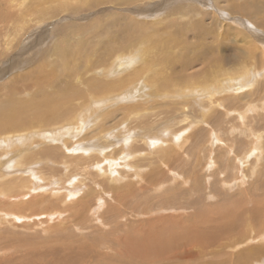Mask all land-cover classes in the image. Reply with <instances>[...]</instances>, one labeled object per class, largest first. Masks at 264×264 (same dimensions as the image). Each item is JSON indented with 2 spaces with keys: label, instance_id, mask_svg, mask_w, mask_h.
<instances>
[{
  "label": "rangeland",
  "instance_id": "374dc122",
  "mask_svg": "<svg viewBox=\"0 0 264 264\" xmlns=\"http://www.w3.org/2000/svg\"><path fill=\"white\" fill-rule=\"evenodd\" d=\"M193 11L200 14L196 15ZM186 12L189 16H194L191 19L185 18ZM154 19H161L165 21L164 24L172 23L173 27L170 29L179 36L185 33L183 40H186V43L194 45L200 43L199 51H202L201 46L205 45L204 59H199L202 54L198 52L199 56L193 59L199 60L195 64L193 62L191 69H184L185 65L181 64L182 61L180 62L181 54L168 55V57L176 58L173 65L178 71L183 70L182 73L186 77L195 74L199 75L200 80L208 79L197 86L202 88L201 91L207 96L206 99L191 97L169 99L165 96L158 99L153 95H147L152 89L148 86L142 92L146 94L145 97H139L135 92L124 97L119 95L116 96L119 99L113 97L112 100L103 102L104 106L100 103L92 105L90 101L87 108L92 112H89L90 115H85L82 119L85 123L83 128L78 135L70 138L72 140H69L67 144L66 138L62 140L54 138L48 141L37 138L29 144V147L27 144L22 147H13L4 153L0 150V211L12 213V216L7 219L2 217L0 220V264L22 263L29 249L39 251L41 242L49 237L47 235L53 233L51 227L59 229L61 235L68 233L67 237L61 236V242L65 244L69 242L68 238L74 236L83 240L85 244L94 246L92 249L89 245L92 256L90 254L84 258L60 256L65 260L61 264H160L161 256L154 260L155 263L152 258L132 261L131 257L119 256L117 251L122 252L121 246L125 245L122 237L128 236L127 240H129L130 234L139 236L144 230H152L157 223L166 225L169 219L186 223V221L200 218L203 213L206 214L205 222L201 221L196 225L195 231L208 233V231L217 232L218 229L221 234L223 229L228 228L231 232L226 229L228 234L218 236L209 243L210 245L202 238L198 240L193 238L194 242L191 244L193 247L186 248L192 251L190 255L183 256V259L178 256L176 259L164 261L163 264H264V254L250 250L251 246L254 249L260 246L264 248V135H262L264 133V56H262L264 55L262 49L264 46V0H53L41 4H37V0H0V101L3 102L13 90L20 99L32 100L36 96L41 97L43 92H58L69 84L81 90L84 89L83 94L96 96L98 102L100 101L98 95L104 98L109 92L120 94V88L110 87L104 91L96 87V90L92 84L95 85L99 80L106 79V82L116 80L115 74L121 70L120 67L118 68L120 64L118 60L122 59L126 63L130 57H138L137 54L132 56L126 50L134 37L125 35V28L131 27V24L134 28L135 24ZM180 22L191 23L186 24L187 29L184 31V29L180 30L181 25H177ZM149 29L151 27L147 30ZM123 40H126V43ZM59 47L68 48L67 51L70 53L78 50L76 56H73L78 59L76 63H80V66L76 70L73 68L71 74L57 67L59 63L57 48ZM247 49L249 50L246 56L248 62L241 70L243 64L235 57L238 54L243 56ZM233 51L236 53L235 57L229 55ZM150 55L152 57V54ZM140 58L142 62L146 61L144 55H140ZM76 63L75 66H78ZM151 63L148 64L150 68ZM41 67H43L42 71ZM54 68L58 70L57 72L61 71L57 73L58 76L54 75L50 78L48 84L42 82L41 77L45 73L48 75ZM205 69H208L207 74ZM230 70H233L234 74L228 73ZM148 73L147 71L143 75L151 77ZM240 73L242 76L243 73L246 74L245 79L239 80L242 86L239 90L240 94L218 93V88L222 89L223 82L221 87H216L214 83H220L223 77L225 78V74L235 76ZM224 86L227 87L225 84ZM181 88L184 89L180 86L176 88L174 95H177L175 93ZM193 88L190 87V89ZM210 95L214 96L212 103H210ZM185 100L189 101L186 110L180 109V105L174 103ZM202 105L206 107V113H202ZM66 106L68 109L73 107L69 102ZM150 106L151 108H147ZM133 108L134 111H132ZM181 113L189 117L187 120L189 124L186 127L178 125ZM44 125L46 124H41V126ZM102 128L108 129L105 134H100ZM256 133L261 134L263 138L258 144H253L252 136ZM14 136L15 134H12L10 137ZM161 139L169 143L151 147L152 141L162 142ZM124 141L128 143L127 146ZM176 144L180 145V150L175 147ZM253 146L255 148L252 150ZM89 147L93 149L83 151L84 148ZM159 147L174 150L172 167L158 163L159 160H164L161 152L155 150ZM99 148L104 153L111 154L108 155L109 163L100 158L95 162L85 163L86 160L83 158L87 159V153L91 151L97 153L96 150ZM190 150L195 151L194 156H191ZM247 150L253 153L250 157L246 155L244 159L243 156ZM248 153L250 154L249 151ZM22 155L27 156V165H22ZM198 156L200 158L196 159ZM28 157H30L29 160ZM207 164H212L208 170ZM196 176L197 179L194 178ZM149 178L154 179L152 184H148ZM121 180L124 183H131L134 189L142 188L144 192L141 194L142 197L147 194L153 199L162 195L167 197L171 192H176L175 195H177L183 190L186 193V190L201 183L204 192H190L192 198L189 203L180 206L178 204L174 207L168 205L162 207L155 204L154 206L157 207L153 210L141 209L139 212L143 216L138 215V217L131 213L132 211L136 213L138 209L126 210L125 207L111 201L112 194L117 189L115 182ZM176 183L182 185H177L178 188H176L174 186ZM230 184L231 186L235 184V188L230 187ZM69 185L74 191L80 192L78 200L84 198L88 202L90 198L87 195H90L95 198H104L106 201L100 204L101 207L96 212L94 209L98 204L95 198L90 199L91 202L87 203V208L82 202L75 212L78 224H74L79 226L78 228L76 226V229H73L75 226L73 227L72 223H68L70 219L76 218L71 217L69 212L70 206L75 204L63 205L62 203L65 201L64 197L66 198V189L63 187H69ZM149 185L153 191L147 190ZM160 185H162L161 190L157 191ZM30 186L34 194L23 196L27 193L23 187ZM76 188L78 190H75ZM7 193L11 195L5 196ZM104 193L109 196L106 198L103 196ZM190 193L187 192L185 197ZM200 194H203L204 200L198 199ZM41 197L48 198L46 201H52L55 208L62 210L59 212L61 216L56 214L47 224L41 222L48 220L46 215L43 213V217L37 218V210L31 203L32 201L46 204L38 199ZM23 202L27 207H20ZM92 204H94L92 210L95 212L94 215L87 214ZM74 207H72L73 210L77 206ZM253 209L255 217L251 216ZM41 210L45 211V209ZM112 210L119 213L116 214L118 219H111L115 216ZM122 215H124L123 218ZM112 220L118 224L115 221L113 223ZM156 221L157 223H154ZM245 221L248 223L245 224ZM41 227L44 234L41 232ZM63 229H67L68 232H64ZM114 229H119L121 234L116 232V236L113 235ZM192 233L194 234L193 230ZM105 236L108 240H103ZM250 237L251 241L248 240ZM50 239L47 244H55L52 238ZM133 239L135 240V237ZM200 239L203 241H199ZM109 240L120 247L112 249L111 243L108 244ZM243 241L246 242L240 244ZM238 244L240 245L236 248ZM33 245L36 246L33 248ZM207 252L210 254L207 255ZM179 253L181 254L182 251ZM96 255L103 258L97 259ZM31 261L35 263L36 259L28 262L32 263ZM45 261L47 262L48 259Z\"/></svg>",
  "mask_w": 264,
  "mask_h": 264
},
{
  "label": "bare ground",
  "instance_id": "6f19581e",
  "mask_svg": "<svg viewBox=\"0 0 264 264\" xmlns=\"http://www.w3.org/2000/svg\"><path fill=\"white\" fill-rule=\"evenodd\" d=\"M50 1H53V0H37V4H41V3H44V2L47 3V2H50ZM136 1H138V0H136ZM189 11H192V10H189ZM187 13L188 12H186V14ZM193 13H195L196 15H199L200 14V12H197V11H195V12L193 11ZM193 16H191V15L189 16L187 14L184 17L185 18L186 17H190L188 19H191ZM157 19H159V18L157 17ZM172 22H174V21H172ZM164 23H165V21H163L161 19L160 20L154 19V20H151L149 22H142L140 24H135L134 23L135 24V27L134 28H133L134 25L132 26V24H131V27L125 28L124 34L127 35V36L128 35H133V37H134L133 40H130V43L128 44V47L126 48V50H127V52L131 53L132 56H134V55L137 54L138 57H130V59L126 63H124L122 59L118 60V62L120 64H122V67H121V70H118V72L115 74L116 75V80H111L110 82H109V80H107V82H106V79H105V80H101V81L99 80V82L98 83H95V85L92 84L93 86H95L94 89H96V90H97V88H98V90H104V91L107 90V89H109L110 87H112L114 89L115 88H120V91H121V92H119L120 94L113 93V92H109V93H107L108 94L107 97L105 96L104 98H103V96L98 95L99 98H100V101L98 102L97 101L98 99L96 98V96L94 97V96H91V95L83 94V92H84L83 90L84 89L81 90V89L77 88L76 86L74 87L73 85L69 84L65 88L60 89L58 92H51V91L48 92L47 91V92H43V95L41 97L36 96L32 100H29V99L28 100H24L22 98L20 99L19 97H17L16 96V93H15V90H13L11 92V95H9L8 97H6V99L3 102L0 101V150L3 151V153H4L6 151L7 152L10 151V148H13V147L14 148L15 147H18V146L19 147H22V146H24L26 144L29 147V144L32 143L37 138H39V139H45L47 141L48 140H52L54 138H59L61 140L64 139V138H66L65 141H66V144H67L69 140H72L70 138H73L75 135H78L79 132L81 131L80 129L83 128V124H85V123L82 121V119L85 118V115H90L89 112H92V110H90L89 108H87L90 105V103H89L90 101L92 102V105L94 103L95 104L100 103V105H101L103 102L105 103V101L107 102V101L112 100L113 97H115L117 99L118 97H116V96L121 95V97H124V95L126 96L127 94H131V93H134V92L139 97H145L146 94H143L142 92L145 89H147L148 86H149V88H152V89H150V91H149V93L147 95L148 96L153 95L155 97H158V99L159 98H162L163 96H165V97H168L169 99H176L178 97H181V98L191 97V98H199L200 100L201 99L205 100L207 96L203 94V91H201L202 88L201 89L199 87L197 88V86H198V84H201L202 82H206L208 79L203 78V80H200L199 79V75L196 76L195 74H191L188 77H186L182 73L183 70L182 71L181 70L178 71L176 69V67L173 65V63L175 62L176 58L175 57H173V58L168 57V55L169 56L170 55L172 56V55H176L177 53L181 54L182 57L180 59V62L182 61L181 64L182 65L183 64L185 65V68L184 69H191V67L193 66V62L195 64V62L198 61L199 59H204L205 54H206L204 52V50L206 48L205 45L201 46L202 47L201 48L202 51H199L198 47L200 48V46H199L200 43L199 44H196V45L186 43V40L185 41L183 40V38H184L183 35H185V33L182 34L181 36H179L178 34H176L174 32V30L172 31L170 29V27H173L172 23L171 24H164ZM189 23H191V22H187V23L180 22V24L177 23V25H181L180 26V30H183L184 29V31H185L187 29L186 24H189ZM148 24H150V26ZM128 26H130V24ZM148 27H151V29L147 30ZM123 41L126 43V40H123ZM80 48H82V47H80ZM67 49H66V47H64V48L63 47L57 48L58 56H59V63H58L59 65L57 64V67L62 68V71H64L65 73L69 72V74H71V73H73V68H74V70H76L80 66V63H76V61L78 59L76 57H74L78 53L77 52L78 50L75 48L76 51L73 52V53H70V52L67 51ZM197 49H198V51H197ZM262 49L264 51V46H263ZM134 50H136V51H134ZM198 52H200V54H202L201 55L202 57L199 58V59L198 58L193 59L195 56H199L198 55ZM150 54H152V57H151ZM248 54H249V50L247 49L246 50V53L243 56H240V54H238V56L235 57L236 56V53L234 51L232 53L230 52L229 55L230 56H234L238 62L240 61L243 64L242 67H241V70H242V68L246 65V62H248V58H246V56ZM140 55H144V57L146 58V61L142 62V58H140ZM262 56H264V55L262 54ZM148 57H150L152 59V63H151V59L148 58ZM119 58L120 57H118V59ZM63 61H65L64 64H63ZM75 63L78 66H75ZM150 63H151V68L148 65ZM70 64H73V66H70ZM136 64H137V66H136ZM142 64H144V65H142ZM62 65H63V67H62ZM134 66H136V68ZM106 68H107V66H106ZM132 68H133V70H131ZM219 69H221V67H219ZM42 70H43V67H41V71ZM88 70H89V68H88ZM146 70L151 74V77H150L149 76V73H148V76L150 78L147 77V75H145V76L143 75V74H145L147 72ZM175 70H177V71H175ZM207 70L205 71L206 72L205 74H207ZM57 71L58 70L54 68L50 73H48V75L45 73V75H47V76L44 75L43 77H41V81L44 82V83H46V84H48L49 83L48 80L50 78H52L54 75L55 76H58L57 73L61 72V71H59V72H57ZM221 71H223V69H221ZM228 73L234 74V71L233 70H230V72H228ZM240 74L239 75H235V76H233V75H226L225 74V78L224 77H223V79L221 78L222 80H221L220 83H218V82L217 83H214L216 87L217 86H220L221 87L222 86L221 83L223 82V87H222V89L221 88H218L219 89L218 93H221V92L222 93L223 92L224 93H227V92L230 93V92H232L233 94H240V91L239 90L242 88V86L239 84V80H241L242 78H244V75H246L244 73H243V76H242V73H240ZM143 76H144V78H143ZM213 76H215V75H213ZM145 80H147V82L149 80L150 81L147 83ZM224 84L227 87H225ZM179 86L180 87H183L184 89H182V88L179 89L177 91V93H175L177 95H174L175 89L178 88ZM190 87H194V88L193 89H190ZM42 90L43 89H41V91ZM191 90H193V91H191ZM245 90H248V89L245 88ZM117 91H118V89H117ZM89 92H91V91H89ZM198 93H200V94L198 95ZM85 97H86V99H85ZM209 99H210V103L214 102L213 101L214 100V96L210 95ZM101 100H103V101H101ZM66 101L69 102L70 104H72L73 107L68 109V106H66V104H67ZM249 102H251V101H249ZM174 103L177 104V105H180L179 106L180 109L186 110V107L189 104V101L188 100H185V101H177V102H174ZM252 103H253V101H252ZM248 104H250V103H248ZM248 104H245V105H248ZM147 108H151V106L150 107H147ZM201 108H202V113H206V107L202 105ZM132 111H134V108H133ZM67 113H68V115H67ZM246 115L247 114H245V116ZM44 116H46V118H44ZM240 117L245 118L244 116H240ZM188 118H189L188 116H183V114L181 113V115L179 117L180 121H179L178 125L180 124V125H183L184 127L188 126V124H189V122H187ZM95 121H96V119H95ZM41 124H46V125L41 126ZM107 130H108L107 128H102L100 130V134H105L107 132ZM12 134H15V136L14 137H10ZM107 134H109V133H107ZM262 135H264V133ZM260 136H261V134H259V133H256L254 136H252V138L254 140V141H252L253 144H258L262 140L263 137L262 136L260 137ZM161 141L162 142L152 141L150 143V145L153 148L154 146H162V145H165L167 142L169 143V141H166L164 139H161ZM174 142H175V140H174ZM127 144L128 143H126V146H127ZM62 145H65V144H62ZM93 147H92V149H93ZM175 147H177L179 150L181 149L180 145H178V144H176ZM254 148H255V146H253L252 150ZM92 149L89 147V148H84V150L83 149L82 150L85 151V152H87V151H90ZM257 149H259V148H257ZM155 150L161 152L162 158L164 159V160H159L158 163H161V165H164V166L165 165H167V166L170 165L172 167L173 164L171 163V161H173L172 158H174L173 157L174 150L172 148L171 149H163L161 147L156 148ZM96 151H97V153H95V152L92 153V151L91 152H88L87 153V159H84L83 158V160H86L84 162L85 163H87V162H95V161L99 160V158H100V159H104L106 162L109 163V161H108V157L109 156L108 155H111V154H109V152L108 153H104L103 150H101L100 148L97 149ZM229 151L232 153V150L231 149ZM248 151L250 152V154L248 153ZM111 152H112V150H111ZM189 153L191 154V156L192 155L193 156L195 155V151H193V150H190ZM252 153L253 152H251L250 150H247L245 156H243L244 159L246 158V155H248L250 157L252 155ZM227 157H229V156H227ZM199 158H200V156L196 157V159H199ZM29 159H30V157H28V160ZM128 159H129V156H128ZM26 162H27V156L26 155H24V156L22 155L21 156V163H22V165H27ZM210 162H212V161H210ZM101 163H99V164H101ZM211 165L210 164L209 165L207 164V168L206 169L208 170L209 168H211ZM130 166H131V163H130ZM221 168L224 169V167H221ZM137 171H139V170H137ZM216 171H218V169ZM221 171H224V170H221ZM185 173H187V171H185ZM137 174H138V172H137ZM182 177H180V178H182ZM194 178L197 179V176L194 177ZM134 180H135V178H134ZM66 181H68V180H66ZM141 181H143V180H141ZM148 182H149L148 184H152L154 182V179L153 178H149L148 179ZM115 183L117 184V187H116L117 189L116 188H114L116 190L113 189L115 193L112 194L113 197H112L111 201H113V203L115 202L117 205H119L121 207H125L126 210L127 209L129 210L131 208V210L132 209H135V211H136L138 209V211L136 213L134 211L131 212L132 214H134L136 216H138V215L139 216H143V214L141 212H139V210H141V209H143V210H153V208H156L157 207V206L156 207L154 206L155 204H157L159 206H162V207H164L165 205H168L169 207L170 206L171 207H174V206H176L178 204L180 206L181 204L189 203V200L192 198L191 197L192 191L198 193L199 191H203L204 190L203 184L201 183V184H197L194 188L189 189L188 191L186 190V193L187 192H189V193L191 192L189 194V196H186L185 197V194L186 193L183 190L182 191H179L177 195H175L176 192H171V193L169 192L170 194L167 197L166 196H163V195L160 196V197L159 196H156L155 199H157V200L155 202V199L151 198L150 195H147L146 194L148 197L145 194H144L145 196L144 195H143V197L141 196V194L144 193L143 190H142V188H140L139 190H138V188H136L137 189L136 190V189L132 188V186H131L132 184L131 183H124V182H122V180L119 181V182H115ZM184 183H186V182H184ZM74 184L75 183H73V185ZM177 185H182V184L181 183H176V185H174V186L176 187ZM231 185L232 184H230V187H234L235 188V186L238 185V183L236 185L234 184L233 186H231ZM160 187H162V185H160L157 188V191L158 190H161ZM63 188L66 189V193H65L66 194V198L64 197V200L65 201L62 202L63 205H68L69 203H74L77 206L76 209H74V210H73L72 207H74L75 205H71L70 206V209H69L70 216L73 217V218H75V217L76 218H75V220L74 219L73 220L70 219V221L68 222L70 224L72 223L73 227L75 226L73 229H76V226L77 225H75L74 223H77L78 224V219H77V216L75 215V212H76L78 206H80L82 204V202H84V206L86 205V208H87V203L91 202L90 199H92V198L94 199L95 197H91L90 195H87V197L90 198L88 200V202L84 198L81 199V200H78L80 198L79 197V195H80V192L79 191H74V189L71 188L70 185H69V187L68 186L67 187L65 186ZM169 188L170 187L168 186V189ZM176 188H178V187H176ZM23 189H26V191H27V193L26 194H23V196H26L28 194H34V192H32V189L33 188L31 186L30 187H23ZM75 190H78V188H76ZM147 190L148 191L152 190V187L149 185V188ZM108 193H110V192H108ZM10 195H11V193L5 194V196H7V197L10 196ZM103 196H106V198H107V196H109V194L104 193ZM139 196H141V197H139ZM75 198H77V199H75ZM200 198H201V200L203 199V194L198 195V199H200ZM38 199H40L41 202H46V204H38V203H34L32 201H31V203L33 205V208L37 210L36 211V214H38L36 216L37 218L38 217H43L42 216L43 213L46 215V218H48V220H45V222L44 221H41L42 223H46L47 224L48 222H51L52 221L51 219L54 218V216H56V214H59L60 211H62V210H59L58 208H55L52 205V201H50V200L49 201H46L48 198L41 197V198H38ZM141 200L143 201L142 203L140 202ZM74 201H76V202H74ZM95 201H97V204L98 205L95 206V209H94V207H93L94 204H92V207L93 208L90 207L89 208L90 212H88L87 214H90L91 213L92 215H94V213L98 209H100V207H101L100 204H102L105 201V199L98 197V198H95ZM105 203H106V201H105ZM20 207H27L26 206V203L25 202L21 203L20 204ZM146 207L148 209H146ZM41 209H45V211H42ZM56 209H58V210H56ZM79 209H82V208H79ZM93 209L95 210V212L92 211ZM84 210H85V208H84ZM203 210H204V208H203ZM111 212H112L113 215H115L111 219H118V218H116V214H119V213H117L116 211L113 212V210ZM170 212H172V211L170 210ZM168 213L169 212H167V214ZM257 213H259V212H257ZM83 214H85V213H83ZM254 214H255V212H254V209H253L252 210V213H251V216H254ZM204 215L206 217V214L203 213V214L200 215V218H196L195 220H191V221H186V223L185 222L184 223L183 222L181 223V222H179L177 220L169 219L168 220L169 221L168 224H166V225L164 224L163 225V223L158 224L157 221H156L154 223H157V225H155V227H153L152 230H144V232H142V230H140V232H142V234H140L139 236H133V235L130 234L129 235L130 236L129 240H127L128 239V236L127 237L126 236L125 237L123 236L122 238H123V242L125 243V245L124 246H121L122 252H118L117 251V254L119 256H121V257H131V260L132 261H134V259H138V261H142L144 258H146L147 260H149V259L152 258V261L153 262H154V260L157 257L161 256V258L159 259V260H162V261H160V264L165 263L164 261H166V260L176 259V257H178V256H180L179 257L180 259H183V256L190 255V253H192V251L190 249H186V248L189 247V246H192L191 244H193V242H194V239L193 238H196L197 240H198V238H202V239L206 240L205 242H207L208 245H210L209 243H211V241H213L215 238H217L218 236L219 237H222L223 236L222 234L226 235V233H227L226 229H228V228L223 229V230L221 229L222 230L221 231L222 232L221 234L219 233L220 230H218V229H217V232L216 231H213V232L208 231V233H205V232L201 233L199 230L198 231H195L197 229L196 225H198L201 221L202 222H205ZM9 216H12V213H10V212L3 213L2 211H0V220H1L2 217H6V219H7ZM59 216H61V214H59ZM123 216L124 215H122L121 217L123 218ZM136 216H134V217H136ZM81 217L82 218H85V216L84 217L81 216ZM243 217H241V218H243ZM238 218H240V217H238ZM162 219H160V220H162ZM234 219H235V216H234ZM113 221H115V220H112V222ZM210 223H211V221H210ZM247 223L245 221V224H247ZM116 224H118V223L116 222ZM212 224L214 225V223H212ZM215 224H216V222H215ZM42 225H44V224H42ZM152 225L154 226V224H152ZM43 227H41V232L42 233L44 232L43 231ZM78 227L79 226H77V228ZM215 227H216V225H215ZM229 227L231 228V226H229ZM28 228H30V227H28ZM51 228H52V232L53 233H51L50 235H47V237L48 236L49 237L47 239H45V241L41 242V244H40L41 247L39 248V251H38V249H37V251H32L30 249L29 250L27 249L28 250V253H26L27 254L26 255L27 257H25V259L22 261V263H18V264H57V263L58 264H61L65 260L64 259H61L60 256H62V258H65V257H74V258L82 257V258H84V257H86L87 254L88 255L89 254L91 255L90 252H92V251L89 248V245L90 244H88V243L85 244L83 242V240L74 238V236L72 238L71 237L68 238V240L70 239L69 242H67L65 240L67 242L65 244L64 242H61V240H62V237L61 236L67 237L68 233H65L66 235H64L62 233V235H61V234H59V233H61L60 231H58L59 229L57 230L56 228H53V227H51ZM112 228H114V227H112ZM67 229H65V230L63 229L64 232H68ZM120 229L122 230V228H120ZM191 229L194 231V234L192 233V230ZM243 229H244V227H243ZM188 230H190L191 232H189ZM56 231H58V232H56ZM228 231L231 232L229 229H228ZM243 231H245V230H243ZM92 232H94V231H92ZM116 232H119V229L118 230L117 229H114L112 234L116 236ZM91 234H93V233H91ZM254 235L255 234L253 233V236ZM101 236H103V235H101ZM117 236H118V234H117ZM132 236L135 237V240L133 239ZM105 237L106 238H103V240L104 239L105 240H108L107 239V236H105ZM50 238H52L53 243H55V244H53V245L52 244H47L51 240ZM255 238H256V235H255ZM202 239H200L199 241H201ZM197 240L195 242H197ZM248 240L251 241V237ZM248 240H246V241H248ZM246 241H243L240 244H243ZM253 241H257V240L254 239ZM173 242H179V243L178 244H174ZM35 243H36V241H35ZM109 243H111L110 245H112L111 246L112 249H117L118 247H120L119 245H117V243H115V242H113L111 240L108 241V244ZM240 244H238L236 246V248L239 247ZM178 245H179V247H177ZM203 245L204 244H202V246ZM34 246H36V245H33V248H34ZM90 246L92 247V245H90ZM93 247H92V249H93ZM180 248H181V250H179ZM203 248H205V247H203ZM35 250H36V248H35ZM250 250H252L254 253L257 252L258 254H264V248H263V246H260L258 248L255 247V249L251 246L250 247ZM179 251H182V253L180 254ZM77 252H78V254H77ZM170 252H174V253L172 255H169L168 253H170ZM220 253H222V252H220ZM97 254H98V252H97ZM101 254H103V253H101ZM209 254L210 253H208L207 255H209ZM239 254H241V253H239ZM246 254L249 255L248 253H246ZM95 257H97V259H101L100 257L103 258V256H100L99 257L98 255H96ZM50 258H51V260L49 261ZM107 258H109V256ZM248 258H250V257H248ZM35 259H36V262L35 263H33L32 261H31L32 263H29L28 262L29 260H35ZM45 259H48V261L46 262ZM70 260H72V258H70ZM159 260H158V262H159ZM190 260H192V259H190ZM229 260H230V258H229ZM109 261H111V260L109 259ZM218 261H220V260H218ZM91 262H93V261H91ZM95 262H97V260ZM175 262H177V261H175ZM117 263H119V262H117ZM166 264H168V263H166ZM220 264H222V263H220Z\"/></svg>",
  "mask_w": 264,
  "mask_h": 264
},
{
  "label": "water",
  "instance_id": "95a60500",
  "mask_svg": "<svg viewBox=\"0 0 264 264\" xmlns=\"http://www.w3.org/2000/svg\"><path fill=\"white\" fill-rule=\"evenodd\" d=\"M119 67L121 68V67H122V64H119V65H118V68H119Z\"/></svg>",
  "mask_w": 264,
  "mask_h": 264
}]
</instances>
